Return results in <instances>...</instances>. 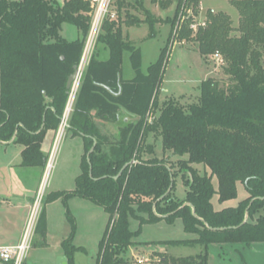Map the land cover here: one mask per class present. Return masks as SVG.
I'll list each match as a JSON object with an SVG mask.
<instances>
[{
	"label": "trees",
	"instance_id": "obj_1",
	"mask_svg": "<svg viewBox=\"0 0 264 264\" xmlns=\"http://www.w3.org/2000/svg\"><path fill=\"white\" fill-rule=\"evenodd\" d=\"M170 1L159 3L165 8ZM230 4L240 15L237 28L227 13L208 10L196 30L192 26L201 14V0H179L175 16L169 19L173 30L167 47L146 73L140 49L124 36L122 26L104 21L98 43L110 55L103 60L94 55L90 60L67 126L84 141L82 174L76 178L75 190L55 192L47 201L79 196L108 212L110 225L98 264H120L119 256L142 235L145 225L173 224L176 219L197 238L161 244L202 245L206 251L192 257L163 255L159 264H209L211 245L253 249L264 243V216L255 220L264 210V0H231ZM126 7L125 1L118 0L117 11ZM140 8L148 16L145 23L153 37L157 20L142 4ZM92 12L91 0L63 4L0 0V144L22 145L24 167L46 165L42 146L47 133L58 130L63 119L69 102L67 82L84 54ZM68 23L77 28L80 38L63 37L62 26ZM177 25L182 31L176 41L195 44L206 62L218 57L228 79L208 78L201 84L199 100L189 105L175 98L160 103L158 98ZM127 52L134 71L130 80L123 73ZM97 120L117 126V135L103 131ZM151 138L162 141L165 155L188 157L178 161L182 179L191 175L183 200L175 195L178 172L168 160L159 159ZM196 165L210 174L201 176ZM241 183L247 199L237 207L216 211L214 196L221 204L238 199ZM44 217L45 211L38 233L44 238L42 246L47 245ZM133 220L140 224L137 231L131 229ZM63 250L68 264H74L77 250H71L67 241Z\"/></svg>",
	"mask_w": 264,
	"mask_h": 264
},
{
	"label": "rangeland",
	"instance_id": "obj_2",
	"mask_svg": "<svg viewBox=\"0 0 264 264\" xmlns=\"http://www.w3.org/2000/svg\"><path fill=\"white\" fill-rule=\"evenodd\" d=\"M64 1L60 0L62 4ZM123 1H125L127 7L119 12L117 11L118 0H113L111 12L116 15L114 21L117 22V25L122 26L124 36L128 38V41L134 47L140 49L141 68L146 73L149 67L160 58L163 49L167 47V42L173 30L171 29L169 19L171 20L175 16L179 0L170 1L165 8L160 5L159 1L167 0ZM230 1L201 0V14L196 18V22L192 28L196 29L200 24H203L208 10H212L215 13H220V11L227 13L233 21L234 28H237L240 15L231 6ZM140 4L150 11L157 20L155 24L156 34L153 37H151L150 26L145 23L148 22V16L140 8ZM190 14L192 13L190 12ZM133 20H140L142 23L131 25L130 23ZM174 29L173 40L175 44L172 45L170 50L168 65L158 98L160 103L175 98L180 100L182 104L189 105L199 100L200 87L205 80L211 77L224 81H228V79L223 69L224 63L218 57H210L209 62H206L198 52L195 44L189 41H176L182 29L179 25L175 26ZM61 32L64 38L70 41L81 37V33L77 28L69 23L62 26ZM101 33L102 30H100L89 52L75 98L80 91L81 81L90 60L94 55L103 51V45L98 43ZM238 34L235 33L237 36ZM86 48L87 42L85 44V51L87 50ZM123 64L125 77L133 69L129 52L125 53ZM75 98H73L74 103L76 101ZM68 100L67 108L62 117H66L69 124V116L73 110L74 103L71 106L70 112H68L67 109L71 101L70 95ZM65 126L63 127L61 121L58 130L47 133L42 146V151L46 157V165L42 167L29 168L21 165L23 162L22 145L0 144V243L5 244L13 240L16 241L21 237V232L24 226H27L30 215H32L35 209H38L37 220L31 235V246L23 262L26 264H57L58 259L65 256L63 250L65 239L71 250H77L74 264H98L101 242L105 238L110 225L111 217H109L108 212L91 200L72 196L67 200L59 198L56 203L47 204V201L55 192L68 193L75 190L77 186L75 182L76 178L82 174L81 165L86 154L83 138L76 136ZM60 132H62L61 137ZM149 142L157 144L156 155L159 159L163 158L165 161L168 160L171 165H174L175 170L178 172V176L175 178V195L183 200L189 190L185 182L188 178L190 180L191 175L189 174L185 181L182 179V172H180L181 165H179L178 161L188 160V157L172 156L170 153L165 155L162 141H155L154 138H151ZM170 156L172 157L170 158ZM195 168L201 176H204L206 173L210 174V171L206 170L203 165H196ZM213 181L216 190H218L219 181L216 177L213 178ZM33 191H37V194L34 195ZM4 192L7 193L2 195L1 193ZM22 195L27 196L29 202L30 198L32 199L35 196L32 209L26 207ZM247 196L246 188L241 183L238 186V199L221 204L218 195H215L213 205L216 211H221L230 206L237 207L242 200L247 199ZM43 211H45L44 219L47 221L46 246H42L44 238L38 234L40 233L41 221L43 220ZM262 215L264 216V210L259 211L255 220L259 219ZM139 225V222L133 220L132 231H137ZM141 234L139 238L134 240V244L126 250L127 252L119 256V259L121 258L120 264H159L163 255L170 258L192 257L206 251L202 245L169 246L161 244V242L197 238V235H191L184 231L181 219H176L173 224L163 221L156 225H145ZM69 238H72V245L74 246L69 243ZM209 249V264H264V252L259 254L256 250L245 249L240 244H226L223 246L214 244ZM0 264L5 263L0 260Z\"/></svg>",
	"mask_w": 264,
	"mask_h": 264
},
{
	"label": "built area",
	"instance_id": "obj_3",
	"mask_svg": "<svg viewBox=\"0 0 264 264\" xmlns=\"http://www.w3.org/2000/svg\"><path fill=\"white\" fill-rule=\"evenodd\" d=\"M113 0H91V5H92V14H93V19H92V24L90 28V33L88 36V41L87 42V50L85 51V55L82 59V62L78 65L80 66V78L74 82L73 90L71 91L70 95L77 91V87L79 85V82L82 78L83 75V70L84 67L86 66V60L88 59L89 52L92 49V45L95 43L99 32L102 28V25L105 20L110 19L112 21L115 20L116 15L111 12V5H112ZM175 44V43H174ZM75 98V96H74ZM74 101V100H73ZM74 103V102H73ZM72 103V104H73ZM72 106V105H71ZM71 107L69 106L67 111L70 112ZM65 121H67V124L65 127L68 126V119L64 117L62 119V125H64ZM38 214V209H35L30 215V220L26 226V229L23 234L22 241L17 244V245H6L0 247V260L3 263H11V264H23L27 252L31 246V240H32V231L35 227L36 223V217Z\"/></svg>",
	"mask_w": 264,
	"mask_h": 264
},
{
	"label": "crops",
	"instance_id": "obj_4",
	"mask_svg": "<svg viewBox=\"0 0 264 264\" xmlns=\"http://www.w3.org/2000/svg\"><path fill=\"white\" fill-rule=\"evenodd\" d=\"M64 37V36H63ZM72 41V40H71ZM109 55H110V52L107 50V49H104L103 51H102V53H98L97 54V56H99V58L100 59H108V57H109ZM132 71L130 72V74L129 75H127V76H125L124 77V79H126V80H130V79H132L133 77H134V73H133V69H131ZM130 118L129 117H127L126 118V120L128 121ZM99 123H100V125H101V128H102V130L103 131H105L106 133H109V134H112L113 136H115V135H117V126H115L114 124H112V123H108V122H105V121H102V120H97ZM80 137V136H79ZM82 138V137H81ZM3 145H10L11 143H2ZM3 145H1V146H3ZM7 192H4V193H1L2 195H5ZM33 193H34V195L35 194H37V191L36 192H34L33 191ZM23 196V201H24V203L26 204V207L28 208V209H32V206H33V201H34V199H35V196L34 197H32V199L30 198V202H29V198L27 197V196H25V195H22ZM27 199V200H26ZM56 201L57 200H55V203H56ZM23 203V202H22ZM54 203V204H55ZM51 206V205H50ZM50 218H51V216H50ZM26 224V223H25ZM25 229H26V225L24 226V228H23V230H22V232H21V237L23 236V234H24V231H25ZM21 237H19L16 241L15 240H13V241H11V242H9V243H0V247H2V246H6V245H17V244H19L21 241H22V238ZM20 240V241H19ZM66 240V239H65ZM64 240V241H65ZM252 251H255L256 250V252L257 253H261V252H264V243H260V244H257V245H255L254 247H253V249H251ZM63 257H66V255L65 256H63ZM59 260V259H58ZM67 261H68V259H67ZM57 264H58V261H57Z\"/></svg>",
	"mask_w": 264,
	"mask_h": 264
},
{
	"label": "water",
	"instance_id": "obj_5",
	"mask_svg": "<svg viewBox=\"0 0 264 264\" xmlns=\"http://www.w3.org/2000/svg\"><path fill=\"white\" fill-rule=\"evenodd\" d=\"M79 78H80V66L76 65V66L74 67V72L70 75L69 80H68V82H67V83H68L67 88H68V91H69V95H70L71 91L73 90L74 82H76ZM15 135H16V134H15ZM15 137H16V136H15ZM14 139H15V138H14ZM94 148H95V145H94V147L91 149V152L94 151ZM91 152H90V153H91ZM89 155H90V154H89ZM130 164H133V163H130ZM130 164L125 165V167L122 169V171L119 173V175L116 176L115 178L118 179L119 177H121L122 173H123L128 167H129ZM90 167H91V166H90ZM90 174H91V176H92V167H91V172H90ZM172 187H173V186H172ZM172 187H171V189H172ZM171 189H170V191H171ZM170 191H169V192H170ZM187 205L190 206V204H188V203H186L184 206H187ZM193 215L197 216L196 213H195V209H194V208H193ZM247 219H248V214H247V216H246L245 222L247 221ZM58 264H68V262H67V258H66V257H61V258H59V260H58Z\"/></svg>",
	"mask_w": 264,
	"mask_h": 264
},
{
	"label": "bare ground",
	"instance_id": "obj_6",
	"mask_svg": "<svg viewBox=\"0 0 264 264\" xmlns=\"http://www.w3.org/2000/svg\"><path fill=\"white\" fill-rule=\"evenodd\" d=\"M74 96H75V92H73L71 95H70V107H71V105H72V103H73V98H74ZM66 125V121H65V123H64V125H63V127ZM62 136V132H60V137Z\"/></svg>",
	"mask_w": 264,
	"mask_h": 264
}]
</instances>
